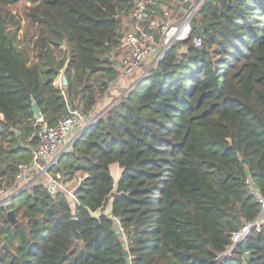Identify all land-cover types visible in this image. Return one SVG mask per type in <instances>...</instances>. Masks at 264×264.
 Masks as SVG:
<instances>
[{
  "label": "trees",
  "instance_id": "trees-1",
  "mask_svg": "<svg viewBox=\"0 0 264 264\" xmlns=\"http://www.w3.org/2000/svg\"><path fill=\"white\" fill-rule=\"evenodd\" d=\"M20 2L29 3L23 39L10 10ZM129 8L0 0V187L31 160L32 101L51 126L69 109L88 118L115 80L110 60ZM198 17L202 46L176 44L58 157L53 176H87L73 206L35 184L12 198L14 223L0 210V264H126L125 252L131 264H218L232 234L256 219L245 187L264 200V0H205ZM224 264H264V223Z\"/></svg>",
  "mask_w": 264,
  "mask_h": 264
},
{
  "label": "built area",
  "instance_id": "built-area-1",
  "mask_svg": "<svg viewBox=\"0 0 264 264\" xmlns=\"http://www.w3.org/2000/svg\"><path fill=\"white\" fill-rule=\"evenodd\" d=\"M129 2V10L120 14L121 38L111 56L115 61L114 82L127 80L139 71H142L143 79L157 68L166 53L176 44L189 41L195 48L202 46V38L192 33L205 0H129ZM58 86L62 89V82H59ZM87 119L82 111L74 108L69 109L53 126L46 123L43 118L35 120L37 143L31 148V160L28 164L19 165L13 180L9 184L3 183L0 187V210L2 209L6 215L11 212L12 198L35 185L33 182L30 183L32 176L42 180L39 185L45 188L49 196L61 193L75 204V190L87 176L79 175L72 182L64 183L58 174L53 176L50 170L58 157L69 150L79 133L93 123V120ZM73 132L76 135L72 137ZM245 189L260 205V212L253 222L246 223L232 234L229 245L216 259L218 264H224L232 259L237 245L251 232H260L264 223V200L257 194L250 180H247Z\"/></svg>",
  "mask_w": 264,
  "mask_h": 264
},
{
  "label": "crops",
  "instance_id": "crops-1",
  "mask_svg": "<svg viewBox=\"0 0 264 264\" xmlns=\"http://www.w3.org/2000/svg\"><path fill=\"white\" fill-rule=\"evenodd\" d=\"M113 63V58L111 57L110 60ZM115 63V61H114ZM145 68H147V65L145 66ZM139 73V72H138ZM63 74H60L58 76V78L54 81V85L59 89L58 85L59 82L61 81V78L63 77ZM134 77V76H133ZM129 78L127 80H122V81H117V82H112L109 84L108 89H106V91L104 92L103 96L98 100V102L96 103V105L94 106V109L90 112V114L88 115V121L93 120L95 117H97L98 115H101L102 113H104L107 109H109L119 98H121L122 96H124L137 82H139L141 79H137V81H135L134 83H132L131 85H126L128 82L131 81V79L133 78ZM63 88V87H62ZM80 132V130L78 131ZM76 133L73 132L71 134V136H75ZM110 173L111 176H114L116 174L119 175L120 177V173L121 170L118 167L117 164H113L110 166ZM113 178V177H112ZM33 184H41L42 180L37 178V176H32L30 183ZM70 202L72 203V206L74 204V201L70 200Z\"/></svg>",
  "mask_w": 264,
  "mask_h": 264
},
{
  "label": "water",
  "instance_id": "water-1",
  "mask_svg": "<svg viewBox=\"0 0 264 264\" xmlns=\"http://www.w3.org/2000/svg\"><path fill=\"white\" fill-rule=\"evenodd\" d=\"M120 38H121V35H120ZM178 60H179V58H177V61ZM105 61H108V58H106ZM61 81H62L63 87H66L67 81H66L65 76H63L61 78ZM31 113H32L33 118L35 120L42 118L41 111H40L38 105L34 101H32V103H31ZM102 214L104 216H106V217H108V216H110L112 214L111 203H109V205H107L106 209L103 211ZM7 218L11 221V223L15 222L13 214L11 212L7 214ZM71 230H72V234H73L74 238L76 239V241H80V236H79L78 232L75 229V220L74 219H72V221H71ZM123 246L125 247L126 245L123 244ZM2 247L8 249V247L5 244H3ZM125 258H126V264H131L128 252H125ZM245 259H247V260L250 259V255L246 254L245 255Z\"/></svg>",
  "mask_w": 264,
  "mask_h": 264
},
{
  "label": "rangeland",
  "instance_id": "rangeland-1",
  "mask_svg": "<svg viewBox=\"0 0 264 264\" xmlns=\"http://www.w3.org/2000/svg\"><path fill=\"white\" fill-rule=\"evenodd\" d=\"M28 5H29V3L20 2L16 5L11 6V8H10L12 14L17 16L19 21H20L21 29L19 31L18 38H21V39H23L24 33L28 30L27 21H26V17H25V10H26V8H28ZM139 78L142 79V71H139V73L135 74L134 77L131 79V81L128 82L126 85H128V86L131 85L132 83L137 81V79H139ZM77 176H79V175H77ZM112 177H113V181L116 185V183L119 179V175L116 174ZM109 203H111V201ZM109 203H108V205H109Z\"/></svg>",
  "mask_w": 264,
  "mask_h": 264
}]
</instances>
